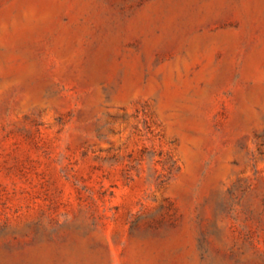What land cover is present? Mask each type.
<instances>
[{
	"label": "rangeland",
	"instance_id": "1",
	"mask_svg": "<svg viewBox=\"0 0 264 264\" xmlns=\"http://www.w3.org/2000/svg\"><path fill=\"white\" fill-rule=\"evenodd\" d=\"M0 264H264V0H0Z\"/></svg>",
	"mask_w": 264,
	"mask_h": 264
}]
</instances>
